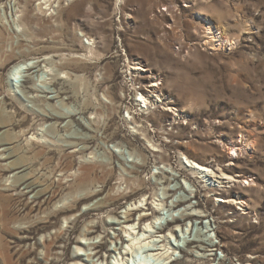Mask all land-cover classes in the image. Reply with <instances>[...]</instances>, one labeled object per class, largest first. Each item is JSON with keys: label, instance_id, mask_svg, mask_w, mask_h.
I'll list each match as a JSON object with an SVG mask.
<instances>
[{"label": "rangeland", "instance_id": "rangeland-1", "mask_svg": "<svg viewBox=\"0 0 264 264\" xmlns=\"http://www.w3.org/2000/svg\"><path fill=\"white\" fill-rule=\"evenodd\" d=\"M19 1H27L26 15L34 17V28L39 31L35 34L37 41L22 32L21 15L16 14L20 9ZM43 2L0 1V18L4 20L0 24L10 31L0 37V58L10 59L0 70V105L3 111L13 114L15 109L4 105L12 103L13 96H17L29 109L42 115V110L30 101L33 94L29 87L36 85L46 89L49 94L42 95H48L50 104L57 106V110L79 112L80 100L95 91L94 82L98 80L101 82L96 87L98 98L108 103L111 102L108 97L112 96L117 106L112 123L107 122L108 134L117 132V137L105 145L119 158L113 160L116 171L104 191L88 201H80L86 193L72 189V181L59 188V176L53 179L57 187L37 201H34L37 191L46 187L41 182L43 178L40 186L24 196L19 194L25 192L34 179L20 186L8 203L14 216L21 220L14 226L23 228L18 236H6V240L12 242V252L21 250L15 259L21 258L20 264H166L163 257L154 255L158 253L154 250L165 245L169 254L182 263L184 259L197 262L206 255L208 264H246V260L258 255L264 264V0H61V3L52 0L51 10L45 6L41 10ZM60 4L62 10L58 14L56 9ZM37 16L41 18L39 22ZM209 23L214 33L229 36L235 44L206 45L211 40L206 31ZM11 52L15 54L5 56ZM75 52L87 55L80 57L83 69L60 71L57 68L60 59L72 58ZM35 65L38 67L29 70ZM63 72L69 74V79H61ZM10 75L12 79L8 80ZM54 76L59 85L51 83ZM75 80L77 96L72 86ZM143 99L150 102L147 108ZM47 109L51 110L49 106ZM21 115H27L29 124L34 126L40 122L39 117L22 110ZM133 117L136 124L147 131L148 139L160 146L161 151L154 148V154L171 166L155 165L151 143L145 135L133 131ZM93 119L90 113L76 115V120L91 131L81 128L74 119H65L59 122L60 131L48 133L63 145H68L65 138L70 136L69 130L87 136L96 134L99 140L92 143L95 148L105 135L96 130ZM69 121L74 123L66 130L64 126ZM54 123L46 121L42 129L47 131ZM12 127L7 124L0 136L9 129L14 134L21 131ZM30 137L1 145L0 152L25 148L27 142L33 141ZM246 141L253 143V149L245 150L237 165H231L230 142L245 148ZM127 142L149 157L147 167L140 172L146 185L109 208L93 210L101 200L112 199L118 193L115 177L124 169L121 157L128 161L127 168L132 167L133 162L143 163V158ZM190 146L200 150L201 158L213 161L214 156L222 167L235 168L232 178L221 175L219 169L210 176L213 182L210 178L197 177L187 158L180 153ZM33 148L47 150L37 145ZM51 156L57 162L63 155L55 149ZM17 157L0 161V164H9ZM64 160L69 161L66 157ZM75 161L79 163L80 157ZM161 168L171 184H165ZM23 171L21 168L3 175L0 186L12 184L14 176ZM249 178L256 183L251 188L245 187ZM220 181L225 182L224 185ZM210 183L216 185L214 188L231 191V199L218 201L215 194L206 190ZM167 187L178 190L165 194ZM97 189L93 187V191ZM155 194L157 199H166V205L159 208V200L154 202ZM145 197L148 202L140 203ZM48 198L53 199L49 202ZM182 199L187 201L172 209L175 201ZM72 200L71 212L53 217L48 224L37 221L49 210L61 208ZM39 202V206L43 204L41 210L36 208ZM32 207L34 212L30 211ZM128 209L134 212L132 223L137 242L141 239V243L125 257L127 243L135 236L126 235L121 225ZM112 210L116 213H111ZM174 215L180 222L173 221ZM182 215L186 217L183 220ZM155 217L159 218L156 230L143 234L141 229ZM29 222L35 223L30 225ZM92 224L97 229L86 237ZM44 227L45 230L40 229ZM218 228L221 236L216 233ZM57 235L60 238L50 250L43 246L44 241H52ZM151 235L153 237L149 238ZM21 237L28 240L21 241ZM163 240L165 242L160 244L163 246H154ZM189 241L195 243L189 245ZM213 243L218 245L215 253L195 247ZM93 244L101 247L94 250ZM25 250L32 252L23 256Z\"/></svg>", "mask_w": 264, "mask_h": 264}, {"label": "bare ground", "instance_id": "bare-ground-1", "mask_svg": "<svg viewBox=\"0 0 264 264\" xmlns=\"http://www.w3.org/2000/svg\"><path fill=\"white\" fill-rule=\"evenodd\" d=\"M2 1V0H0ZM56 1H54L55 3ZM61 3V0H59ZM52 0H44V2L41 4V10L43 7H49V10L53 7ZM24 5V6H23ZM19 10H17L16 14H20L19 18V23L22 26V32L25 35L32 36V41H37L36 35L39 33L38 30L34 28V17H27L28 13L26 11L27 6V1L25 3L23 1H19L18 3ZM5 10H7V6H4ZM62 7L61 4L58 6L56 9L57 13H61ZM27 14V15H26ZM37 22L41 20L39 16L36 17ZM3 18H0V22H3ZM208 27H206L207 34L211 35L209 41L206 42L207 44H213L216 46H220L221 44L224 46L225 43L228 45H233L235 44L233 42V39H230L229 36L227 37L224 34H218L214 33L210 23L207 24ZM10 33L9 29L6 27V25H1L0 24V37L7 35ZM231 37V36H230ZM92 41V40H91ZM93 43V42H92ZM56 53V52H54ZM74 54L72 58H61L60 62L57 63V68L60 71L63 70H70V69H83L81 66V60L80 57H86L84 53H77ZM15 54V52H11L8 54H5V56L9 57ZM37 53H34L33 55H36ZM49 54V53H48ZM56 55V54H55ZM80 55V56H79ZM89 55V54H88ZM29 56V55H27ZM78 56V57H77ZM24 57V56H23ZM77 58V59H76ZM10 59H3L0 58V70L3 69V66L8 62ZM47 62V61H46ZM38 66H34V68H30L29 70L35 69ZM64 76L66 74V77L64 76L61 79H69V74L67 72H63ZM19 72L17 73L16 77L18 76ZM15 75V74H14ZM13 75H10L8 80L12 79ZM55 77V76H54ZM53 77V79H54ZM58 79V78H57ZM59 78V80H61ZM46 81V80H45ZM104 81V78L103 80ZM53 85H57L58 81L55 79L52 81ZM71 84V83H70ZM99 84L101 82H98L96 80L94 82V92L91 93V95H88L85 100H80V106H79V112L76 110H69L67 112H62L61 110H57V106L51 105L48 95H42L46 94L47 91L44 88H40L38 86H32L31 88L29 87V92L32 93L33 95L30 97V101L34 103L36 107L42 110V115L34 110L29 109L17 96H13L12 100L13 102L8 104L5 102L2 104H5L4 107H12L15 109V112L13 114H10L6 111H3V106L0 105V131L3 130L7 124L12 125V129L20 128V132L14 134L9 132V130L4 131L1 136H0V146L4 144H9L11 143L10 141H17L19 142L21 139H23L25 136L27 138L28 135H31L30 139L32 138L33 141L31 143L27 142L25 148L23 147H17L13 148V151L10 152V149L8 150H3L0 152V161H6L7 159H10L14 156L18 157L16 160L12 161L9 164L3 165L0 164V180L3 175H6L8 173L21 170V168H24V171L21 172L20 174L24 173L26 170H29L27 174H17L14 176V181L12 184L7 185V184H1L0 186V264H15L13 260L17 263L20 264V259L15 257L19 255L21 250H17L15 252H12V247L11 243L9 240H6V236H18L20 232L23 231V228L21 227H16L14 226L17 223H20L21 220H19L17 217L14 216L13 211L9 208L8 203L11 200V197L13 196L14 192H17L20 186L24 185L27 181L34 179L33 182H30L26 188L25 192L19 194L24 196L26 193H28L30 190L34 191L38 186H40V179L43 178L44 186L45 188L38 190L36 193V200L37 201L43 197H45L47 194H49L52 189L57 187V184L53 181V179L57 176L60 178L58 179V187L61 188L64 183L66 182H71L72 184L70 187L76 191H85V196L80 198V201H88L89 199L100 195L108 184L110 178L114 175L116 167L114 166V158H119L116 156L112 151L108 150L106 148V143L112 142L116 137H117V132H114L112 134H108L110 130V126L108 125L107 122L113 121V119L116 116V105L114 104V99L112 96L108 97V99L111 100V102H103L100 98H98L96 94V87L98 88ZM59 85V84H58ZM69 86V85H68ZM74 87V96H77V89H76V80L72 84ZM71 86V87H72ZM80 89V88H79ZM91 89V88H90ZM86 90V89H85ZM80 91V90H79ZM58 94H61V91H57ZM82 92V91H81ZM90 92V91H89ZM107 94L110 95L109 91H106ZM41 94V95H40ZM49 94V93H47ZM77 99V97H75ZM75 98L74 101H75ZM78 100V99H77ZM143 104L146 106V108L149 106L148 104L150 103L149 100L143 99ZM63 105V104H62ZM47 106L51 108V110L47 109ZM144 107V106H143ZM34 108V107H33ZM21 110L24 111L26 114H32L35 117H39L40 122L36 126L33 124H29L28 122V116H22L21 115ZM36 110V109H35ZM61 111V112H60ZM90 113L91 115H94V119L91 121L92 124L95 126L96 130L99 132H103L105 136L101 138L102 142L100 144H97L95 148L92 147V143L97 142L98 135L94 134L91 136L84 135L82 133H71L70 130L68 133H70V136L65 138V142L68 143V145H63L59 143V141H55L54 138H52L48 132H57L60 131V128L62 127V124L59 123L60 121H65V119H74V122H77L78 125L81 126L84 130H90L89 127L82 125V123L78 122L76 120V115L81 114V115H86ZM33 116V117H34ZM34 119V118H33ZM36 119V120H37ZM92 119V118H91ZM53 120L56 123L52 124L47 131H44L42 128L44 127V122ZM73 121H69L64 128L67 130L71 127ZM107 123V124H106ZM131 124L133 125V131L140 135H145V138L148 139V133L146 130L142 129L141 126L136 124V120L133 117ZM91 131V130H90ZM11 133V134H10ZM96 133V132H95ZM75 134V135H74ZM169 136H172L170 133H168ZM243 138V137H242ZM70 140V141H69ZM149 142L151 143V146L153 149L151 150V155L154 157L155 165H166V166H171L168 162L166 161H160L161 157L154 154V151L158 148L160 150V146L156 143H154L152 140L148 139ZM232 141V140H231ZM238 142H243V141H238ZM247 142V141H246ZM130 144V146H133L131 143L127 142ZM240 143V144H241ZM231 146L229 148V161L231 165L236 166L237 161L240 158L241 154L245 150H250L253 149V143L252 142H247L245 144V148L240 146L238 143L236 144L235 142H230ZM41 146L45 147L47 150H39L36 151L33 146ZM82 145V146H81ZM81 146V147H79ZM135 148V147H134ZM151 148V147H150ZM154 148H156L154 150ZM182 148V147H181ZM55 149H58L61 151V154L68 158L69 161L64 160V157L61 156L57 162H54L53 156H51V153L54 152ZM69 149H71L70 152H67ZM196 149V148H195ZM191 146L190 147H184L183 151L180 150V153L187 158L189 161L191 167H193L194 172L197 174V177L200 178V176H203V178H210L211 179V174H216V170L219 169L221 172V175L223 176H229V178H232V173L235 171V168H227V167H222L221 164L219 163L218 158L213 156V161H208L204 158H201L199 156V151L200 150H195ZM133 150V149H132ZM103 151V152H101ZM134 152L138 153V156H141L143 158V163L138 164L137 162H133L132 167L127 168L126 162H128L126 159L121 157V163L124 166V169L121 170V172L115 177L116 180V186L118 187V193L112 197V199L106 200H101L100 204H97L93 210H103L104 208H109L113 206L116 202H118L120 199H126L127 197L132 196L134 193L139 192L143 189L144 185H146V182L144 178H142V175L140 174L141 170L145 169L149 163V157L142 151L137 148L133 150ZM161 151V150H160ZM230 152H232L230 154ZM80 157V162L76 163L75 159L76 157ZM227 156V157H228ZM103 157H106V160H103ZM218 157V156H217ZM239 163V162H238ZM162 169V168H161ZM161 175L166 179L165 184H171V179L166 177V171L162 169ZM43 171H47L46 174L43 173ZM184 172V170H182ZM237 174V173H236ZM40 175L41 177H37ZM221 177V176H220ZM189 178V177H188ZM177 178H175L176 180ZM212 180V179H211ZM239 180V179H238ZM237 180V181H238ZM228 181V180H227ZM213 182V180H212ZM231 182V181H229ZM244 182V181H243ZM225 182L220 181V184L224 185ZM246 183V184H245ZM245 187L251 188L254 186L256 183L254 182V179H246L245 182ZM249 183V184H247ZM42 185V186H43ZM93 187H97V190L93 191ZM125 187L124 189H122ZM216 185L212 186V183L206 185V190L209 191V194H215L216 198L218 201H224L228 202L231 199L230 193L231 191H227L228 189H218L214 188ZM182 188V185L180 186ZM178 190V189H177ZM176 189H172L170 187H167L165 189L166 193L169 194L172 192L177 191ZM193 194V192H192ZM155 194L154 197V202L158 201L160 204H158L159 208L160 206L166 205V199H157ZM53 198H48V201L51 202ZM192 198H190L191 200ZM112 200V203H111ZM187 200H180V201H175V203L172 205V209H176L180 207L182 203H184ZM240 201V200H239ZM72 202H66L61 208H54L52 210H49L46 216L41 217L37 221H41V223H51V219L53 217H56L60 214H66L71 212L72 210ZM140 203L144 204L147 201L146 197L143 200L139 201ZM189 202V201H188ZM243 203V201H241ZM42 204V202H41ZM136 204V203H135ZM40 202L37 204L36 208L39 207V210L43 207V204L41 206ZM140 205V204H139ZM139 208V207H138ZM49 209V207H48ZM132 209H134L132 207ZM132 209H128L127 212L125 213V220L121 224L123 225L122 228L124 229L126 235H129V237L134 236L133 239L129 240L127 243V246L129 248L126 249V252L124 253L123 256H129L130 253L133 250V247L137 245V243H141V239L138 241V237L135 234V227L132 216L134 212H132ZM137 209V208H136ZM194 209V208H193ZM92 210V211H93ZM31 212H34L35 209L32 207L30 209ZM111 213L115 214L116 211L112 210ZM145 215V213H144ZM194 215V214H193ZM203 216V215H202ZM179 217V216H178ZM190 217V216H189ZM142 218V217H141ZM185 215H182L180 219H185ZM159 218L155 217V220H148L147 223L145 224V228L141 229L143 232H147L149 234H152V230H156L157 228V220ZM141 220H144L142 218ZM36 221V222H37ZM170 221V220H169ZM173 221H179V218H176L175 215L173 217ZM180 222V221H179ZM35 222H29L30 225L34 224ZM161 224V223H160ZM51 225V224H50ZM169 225V224H168ZM137 226V225H136ZM162 230H163V225ZM141 228V227H140ZM41 230H45L46 227L40 228ZM97 226L92 224L91 227L87 230V233H85V236H90L93 235L94 232L96 231ZM172 230V229H171ZM138 231V230H137ZM137 233V232H136ZM156 233H162V231H156ZM219 236H221L222 231L220 228L217 229L216 232ZM138 235V234H137ZM171 235H174V232H171ZM170 235V236H171ZM140 236V235H138ZM144 237V236H143ZM153 235H151L149 238H152ZM60 235H57V238H54L52 241H44L43 246L50 250L52 247V244L55 243L56 239H59ZM168 238V237H167ZM21 241H26L28 240V237H21ZM143 241V240H142ZM129 242H132V244H129ZM147 242V241H146ZM165 240L161 242H156L154 244L155 247L157 246H163L160 245L161 243H164ZM195 242L189 241L188 244H194ZM204 243V242H203ZM79 244H81L79 242ZM147 244V243H146ZM82 246V244H81ZM147 246V245H146ZM150 246V245H149ZM148 246V247H149ZM165 246V245H164ZM163 246V247H164ZM93 249L96 250L97 248L101 247V245L93 244L92 245ZM136 247V246H135ZM151 247V246H150ZM162 249L154 250L157 251L158 253L154 255L157 256L159 255L160 258L163 257L165 260L166 264H208L209 261V256L207 257L202 256L195 262L194 260L191 259H184L183 263L180 262L179 259H174L172 255L169 254V249L167 250L166 247ZM197 250L200 251H212L216 252L218 245H215L214 243L209 245V246H204L202 244H198L195 246ZM159 248V247H158ZM33 250V249H32ZM32 251L25 250L22 251L23 256H28ZM160 252V253H159ZM98 254V253H97ZM153 254V253H152ZM153 255V256H154ZM214 254H210V256H213ZM123 259V258H122ZM243 261V260H242ZM246 264H263L261 261L260 257L257 256H252L249 260H246ZM123 263V261H122ZM224 263V262H223ZM27 264H34V262H29ZM222 264V263H221Z\"/></svg>", "mask_w": 264, "mask_h": 264}]
</instances>
